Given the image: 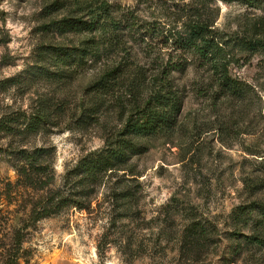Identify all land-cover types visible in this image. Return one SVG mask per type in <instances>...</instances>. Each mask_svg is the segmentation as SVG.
I'll return each instance as SVG.
<instances>
[{
  "label": "rangeland",
  "instance_id": "1",
  "mask_svg": "<svg viewBox=\"0 0 264 264\" xmlns=\"http://www.w3.org/2000/svg\"><path fill=\"white\" fill-rule=\"evenodd\" d=\"M200 13L239 92L174 42ZM93 35L115 44L93 55ZM258 39L264 4L239 0H0V264H264V47L242 44ZM160 92L175 125L128 135ZM123 138L139 150L86 178Z\"/></svg>",
  "mask_w": 264,
  "mask_h": 264
},
{
  "label": "trees",
  "instance_id": "2",
  "mask_svg": "<svg viewBox=\"0 0 264 264\" xmlns=\"http://www.w3.org/2000/svg\"><path fill=\"white\" fill-rule=\"evenodd\" d=\"M226 2L235 0H224ZM249 5H262L264 0H239ZM87 24V23H86ZM90 29L95 27V21L87 24ZM211 18L204 14H197L191 18L184 27V34L179 35L175 39L176 45L184 50L185 52H193L199 56V58L205 62L211 63L214 68H221L222 72V82L225 90L230 92H239L241 84L232 79L228 71V60L219 62L224 59L222 48L220 44L216 41L217 37L214 28L212 27ZM114 35H93L91 42L94 44V48L89 49L93 55L100 54V46H104V50L112 48L115 44ZM244 46L256 49L258 47H264V40L258 39L255 41L244 40L242 43ZM85 51V50H84ZM67 56V55H66ZM121 71L118 72V68L114 69L108 73V77H113L118 79ZM177 104L175 102V97H173L170 92L157 94L153 99L148 100L147 105L136 113V118L129 121L127 124L128 135L148 136L154 135L161 131L171 129L175 123V111H177ZM139 150L137 144L133 142L130 138H123V140L115 147H108L107 149L99 152L97 157L94 158L87 166H84V171L86 173V178L91 180L97 179L104 171L113 169L112 167L117 164L123 163L127 160L132 153ZM43 150L37 149L30 155H28L27 162L29 165L30 174L27 179L32 181V177L36 173L43 172L46 167L42 165H36L40 158H43ZM25 174V173H24ZM32 176V177H31ZM65 199H61L54 207V204L44 205L40 210L33 212V220L38 221L43 217L51 215L58 210L59 205H63ZM20 242V241H19ZM17 259H14V264H17Z\"/></svg>",
  "mask_w": 264,
  "mask_h": 264
}]
</instances>
